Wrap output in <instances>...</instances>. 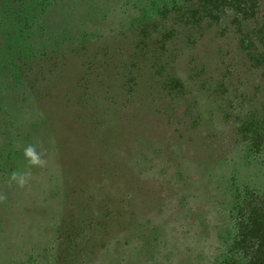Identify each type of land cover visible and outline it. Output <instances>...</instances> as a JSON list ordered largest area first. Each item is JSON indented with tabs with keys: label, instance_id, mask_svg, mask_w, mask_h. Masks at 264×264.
I'll use <instances>...</instances> for the list:
<instances>
[{
	"label": "rangeland",
	"instance_id": "obj_1",
	"mask_svg": "<svg viewBox=\"0 0 264 264\" xmlns=\"http://www.w3.org/2000/svg\"><path fill=\"white\" fill-rule=\"evenodd\" d=\"M34 1L0 0V264H219L231 38L165 43L146 0Z\"/></svg>",
	"mask_w": 264,
	"mask_h": 264
},
{
	"label": "trees",
	"instance_id": "obj_2",
	"mask_svg": "<svg viewBox=\"0 0 264 264\" xmlns=\"http://www.w3.org/2000/svg\"><path fill=\"white\" fill-rule=\"evenodd\" d=\"M144 2L149 6L142 11V17L147 19L142 30L158 34L165 43L167 39L175 43L180 35L185 44L193 46L207 32L232 40L231 50L222 53V72L213 91L226 109L224 117L233 121L234 147L243 167L233 171L230 177L225 198L229 247L224 260L217 261L219 264H264V0ZM23 8L21 13L28 15ZM10 14L15 18L16 13ZM242 74L255 80L256 86L251 92L235 87L233 80ZM164 87L174 89V95L183 90L173 74H168Z\"/></svg>",
	"mask_w": 264,
	"mask_h": 264
}]
</instances>
